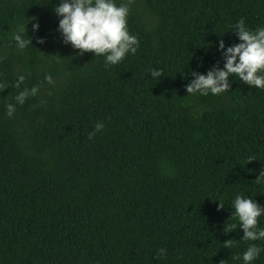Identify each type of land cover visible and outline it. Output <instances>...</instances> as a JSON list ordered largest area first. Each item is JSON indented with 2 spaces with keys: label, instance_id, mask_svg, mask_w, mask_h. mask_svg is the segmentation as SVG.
Here are the masks:
<instances>
[{
  "label": "trees",
  "instance_id": "16d2710c",
  "mask_svg": "<svg viewBox=\"0 0 264 264\" xmlns=\"http://www.w3.org/2000/svg\"><path fill=\"white\" fill-rule=\"evenodd\" d=\"M0 264H264V0H0Z\"/></svg>",
  "mask_w": 264,
  "mask_h": 264
}]
</instances>
